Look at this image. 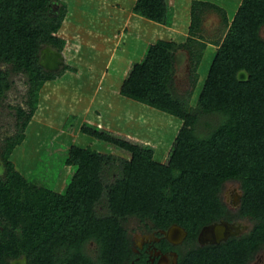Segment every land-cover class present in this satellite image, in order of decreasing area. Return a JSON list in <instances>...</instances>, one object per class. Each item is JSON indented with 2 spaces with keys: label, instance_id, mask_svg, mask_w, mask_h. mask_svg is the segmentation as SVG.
<instances>
[{
  "label": "trees",
  "instance_id": "1",
  "mask_svg": "<svg viewBox=\"0 0 264 264\" xmlns=\"http://www.w3.org/2000/svg\"><path fill=\"white\" fill-rule=\"evenodd\" d=\"M133 10L161 23L171 11L167 0H137ZM208 10L218 12L228 29L193 104L207 48L202 24ZM67 13L62 0H0V109L12 73L27 75L28 86V109L15 107L16 130L0 142L6 166L0 176V264L23 255L28 264H130L131 219L148 229L184 227L188 235L178 264H251L264 249V0H242L232 20L223 6L192 0L190 37L180 45L189 56L186 91L176 86L174 51L158 47L147 66L131 64L127 77L135 100L186 123L168 160L76 147L73 156L61 154L59 166L74 164L75 172L58 192L49 173L27 178L10 157L25 138L42 88L71 68L51 72L39 62L45 45L60 49L52 34ZM243 69L248 81L238 79ZM209 116L212 121L203 120ZM232 181L242 190L236 211L221 196ZM224 218L252 224L241 236L200 245L201 229ZM91 242L96 256L87 251Z\"/></svg>",
  "mask_w": 264,
  "mask_h": 264
},
{
  "label": "rangeland",
  "instance_id": "2",
  "mask_svg": "<svg viewBox=\"0 0 264 264\" xmlns=\"http://www.w3.org/2000/svg\"><path fill=\"white\" fill-rule=\"evenodd\" d=\"M62 1L68 4V13L61 29L52 36L61 43L58 49L65 56L62 69L66 65L73 69H67L42 88L25 138L10 157L16 169L27 178L49 173L55 178L54 189L61 192L75 172L74 164L59 166L61 154L73 156L76 147L84 150L90 146L106 156L129 157V153L135 152L158 161L168 160L186 123L136 101L127 72L133 62L147 66L156 49L164 47L180 59L175 64L177 89L186 91L191 87L188 52L180 45L190 37L192 0H167L171 11L165 23L137 14L133 10L137 0ZM207 1L223 6L230 20L242 2ZM53 8L58 9V5ZM227 29L218 12L207 11L202 24L207 48L198 68L200 77L191 98L193 104L207 77L217 43ZM261 34L264 37V28ZM183 52L187 54L182 57ZM10 80L11 89L0 109V142L16 130L15 107L28 109L27 75L12 73ZM236 188L242 192L239 183L227 182L221 192L222 200L232 211L237 209H232L229 199ZM244 223L248 226L241 234L252 224ZM139 225L137 219H131L127 225L134 237ZM87 251L96 256L95 242L87 245ZM251 264H264V249Z\"/></svg>",
  "mask_w": 264,
  "mask_h": 264
},
{
  "label": "water",
  "instance_id": "3",
  "mask_svg": "<svg viewBox=\"0 0 264 264\" xmlns=\"http://www.w3.org/2000/svg\"><path fill=\"white\" fill-rule=\"evenodd\" d=\"M185 53L183 52L181 56L183 57ZM39 57H40L39 59L40 65L46 71H51V72H57L60 69H62L65 62L64 53L52 45H45L40 50ZM175 62L176 64L180 63L179 56L175 57ZM249 75H250L249 72L243 69L239 71L238 79L240 81H248L250 77ZM5 169H6L5 163L0 158V176L5 173ZM234 198L235 201L234 200L232 201L233 207H240L242 200V192L237 193L236 196H234ZM247 226L248 225L245 224L244 221L230 222L227 219H221L220 221H216L214 223L205 225L199 232L198 239L201 245H209V244L217 245L224 241H227L231 237L241 236L242 235L241 233L245 230V228H247ZM162 233L165 235L166 238H168L173 242H175L174 239L180 241L183 240L188 234L187 230L178 224L171 225L167 230H163ZM175 255L176 256L174 261L176 263V259L178 255L176 253ZM11 264H28L27 256L23 255L17 259H14L11 262Z\"/></svg>",
  "mask_w": 264,
  "mask_h": 264
},
{
  "label": "flooded vegetation",
  "instance_id": "4",
  "mask_svg": "<svg viewBox=\"0 0 264 264\" xmlns=\"http://www.w3.org/2000/svg\"><path fill=\"white\" fill-rule=\"evenodd\" d=\"M239 192L240 191L237 188L232 189V198L229 199L231 205L232 201L235 199L234 196H236ZM232 209L236 210L237 207H233ZM167 229H148L146 226L141 224L137 227L135 237L128 229L132 242V248L135 253L134 259L130 264H178L179 256L184 248L187 236L181 241L174 239L175 242H173L166 238L162 233L163 230ZM197 242L201 245L198 238ZM175 253L178 255L176 263L174 261L176 256Z\"/></svg>",
  "mask_w": 264,
  "mask_h": 264
},
{
  "label": "clouds",
  "instance_id": "5",
  "mask_svg": "<svg viewBox=\"0 0 264 264\" xmlns=\"http://www.w3.org/2000/svg\"><path fill=\"white\" fill-rule=\"evenodd\" d=\"M2 159V158H1ZM3 161V160H2ZM6 167V166H5ZM6 170V169H5Z\"/></svg>",
  "mask_w": 264,
  "mask_h": 264
}]
</instances>
